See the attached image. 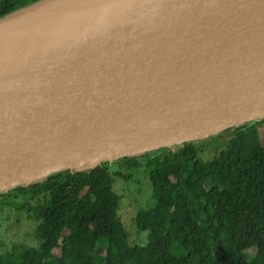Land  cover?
Returning a JSON list of instances; mask_svg holds the SVG:
<instances>
[{
	"label": "water",
	"instance_id": "obj_1",
	"mask_svg": "<svg viewBox=\"0 0 264 264\" xmlns=\"http://www.w3.org/2000/svg\"><path fill=\"white\" fill-rule=\"evenodd\" d=\"M264 118V0H41L0 18V192Z\"/></svg>",
	"mask_w": 264,
	"mask_h": 264
},
{
	"label": "trees",
	"instance_id": "obj_2",
	"mask_svg": "<svg viewBox=\"0 0 264 264\" xmlns=\"http://www.w3.org/2000/svg\"><path fill=\"white\" fill-rule=\"evenodd\" d=\"M39 1L0 0V18ZM263 123L0 192V207L22 209L37 223V246L0 254V264H251L257 256L264 264V146L254 137ZM210 148L216 156L202 160ZM142 170L151 204L138 210L135 222L148 246L131 244L113 189L115 177L130 181Z\"/></svg>",
	"mask_w": 264,
	"mask_h": 264
},
{
	"label": "rangeland",
	"instance_id": "obj_3",
	"mask_svg": "<svg viewBox=\"0 0 264 264\" xmlns=\"http://www.w3.org/2000/svg\"><path fill=\"white\" fill-rule=\"evenodd\" d=\"M254 137L259 146H264V123L255 127ZM219 144L220 142L217 141L213 143V147H217ZM203 151L200 153V158L204 161L211 160L217 154L213 148ZM116 169L120 168L117 166L113 168V170ZM121 171L124 175H127L126 168H122ZM128 173L134 174L131 170ZM113 189L122 199L120 212L130 230L131 244L148 246L147 233L140 232L135 222L138 210L146 208L151 204L152 186L144 170L135 174L130 181L115 177ZM21 203V200L15 202L18 206ZM36 203V201H30L31 206H35ZM3 207H0V254L12 251L15 247H20L21 245L37 246V239L34 234L37 223L34 220L28 219V215L22 209L10 208L8 206ZM152 251H155V248L152 247ZM260 260L261 257L257 256L252 260L251 264H259ZM46 264H55V262L48 261Z\"/></svg>",
	"mask_w": 264,
	"mask_h": 264
}]
</instances>
